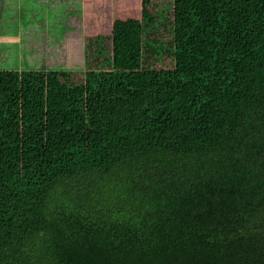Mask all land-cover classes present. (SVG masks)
<instances>
[{
  "label": "trees",
  "instance_id": "1",
  "mask_svg": "<svg viewBox=\"0 0 264 264\" xmlns=\"http://www.w3.org/2000/svg\"><path fill=\"white\" fill-rule=\"evenodd\" d=\"M129 1L0 70V264H264V0Z\"/></svg>",
  "mask_w": 264,
  "mask_h": 264
},
{
  "label": "rangeland",
  "instance_id": "2",
  "mask_svg": "<svg viewBox=\"0 0 264 264\" xmlns=\"http://www.w3.org/2000/svg\"><path fill=\"white\" fill-rule=\"evenodd\" d=\"M65 1L38 0L36 3L34 0L31 2L27 0L26 4L20 0L17 4L18 0H15L14 3L10 0L5 2L0 0V70L43 68L44 65L38 58L40 57L41 60L46 58L45 62H47L48 58L46 56L48 54H45V57L41 54L36 58L37 61H30L23 55L24 52L27 56L28 52L24 47L28 40L33 38L38 39L39 51L45 50L48 46L47 51L54 53L53 56L58 60L57 62H62L65 59L68 64L63 63L61 65L67 67L71 62L73 64L81 57L80 44L84 32L87 34L88 30L94 31V24L88 28L87 23L84 22L85 18L95 19L96 21L92 22H97L100 27L105 29L107 21L104 20V17L114 12L115 2H119V5L123 7L136 5L135 2L129 0H91L92 2L87 0L88 4L84 5L85 8H83L82 3H80L82 0H70L72 5L69 7L70 14L67 15V8L64 7ZM111 1L112 4H110ZM83 9L84 17L81 18L80 15L83 13ZM74 14H76V17ZM33 34L35 37H33ZM66 43L69 44V47H67L68 56L59 52V50L66 49ZM50 44H52V47H50ZM51 59L52 57L49 56V60ZM74 66L76 65L74 64Z\"/></svg>",
  "mask_w": 264,
  "mask_h": 264
},
{
  "label": "crops",
  "instance_id": "3",
  "mask_svg": "<svg viewBox=\"0 0 264 264\" xmlns=\"http://www.w3.org/2000/svg\"><path fill=\"white\" fill-rule=\"evenodd\" d=\"M32 0H30V2H31ZM35 1V0H34ZM20 2V0H18V2H17V4Z\"/></svg>",
  "mask_w": 264,
  "mask_h": 264
}]
</instances>
